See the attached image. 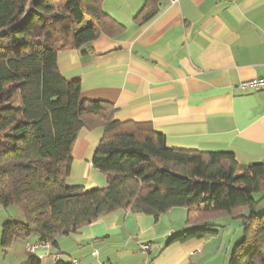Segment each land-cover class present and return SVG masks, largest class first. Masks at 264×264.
<instances>
[{
	"label": "trees",
	"instance_id": "obj_1",
	"mask_svg": "<svg viewBox=\"0 0 264 264\" xmlns=\"http://www.w3.org/2000/svg\"><path fill=\"white\" fill-rule=\"evenodd\" d=\"M105 1L0 0V205L26 217L4 222L3 252L31 236L56 245L115 210L158 218L184 207L190 227L178 240L217 236V218L239 219L229 264H264V160L171 148L148 122L119 121L112 102L84 99L81 83L61 72V50L124 29ZM163 1L145 0L135 21L153 18ZM97 126L104 134L92 164L107 185L85 189L68 181L72 151L79 132ZM21 264L43 259L34 253ZM55 264L74 263L59 256Z\"/></svg>",
	"mask_w": 264,
	"mask_h": 264
},
{
	"label": "crops",
	"instance_id": "obj_2",
	"mask_svg": "<svg viewBox=\"0 0 264 264\" xmlns=\"http://www.w3.org/2000/svg\"><path fill=\"white\" fill-rule=\"evenodd\" d=\"M144 2L106 0L104 10L124 29L61 50V72L81 83L84 99L112 102L119 121L148 122L171 148L230 151L245 165L263 161L264 87L240 84L264 76V0H164L153 18L138 24ZM103 134L101 126L79 132L71 184L107 185L92 164ZM188 214L184 207L158 218L115 210L35 254L43 264H55V255L84 264H215L214 236L175 237L190 227ZM36 242L34 236L14 241V264L26 261L27 243Z\"/></svg>",
	"mask_w": 264,
	"mask_h": 264
},
{
	"label": "rangeland",
	"instance_id": "obj_3",
	"mask_svg": "<svg viewBox=\"0 0 264 264\" xmlns=\"http://www.w3.org/2000/svg\"><path fill=\"white\" fill-rule=\"evenodd\" d=\"M69 181V180H68ZM71 184V182L69 181ZM264 209V200L259 205V211ZM24 211L17 205H11L6 208L0 205V264H14L13 251L4 253L2 250V235L4 222L11 219H26ZM218 222L224 225L220 230L219 235L214 236L216 246L215 264H229L231 250L236 241L243 235L241 220L231 219L229 217L217 218ZM20 260V259H19Z\"/></svg>",
	"mask_w": 264,
	"mask_h": 264
},
{
	"label": "built area",
	"instance_id": "obj_4",
	"mask_svg": "<svg viewBox=\"0 0 264 264\" xmlns=\"http://www.w3.org/2000/svg\"><path fill=\"white\" fill-rule=\"evenodd\" d=\"M174 2H176L177 0H173ZM241 88H262L264 87V76H258L256 78H251L248 80H244V82H242L240 84ZM141 249H143V251H148L149 250V245L147 243H141ZM27 250L30 252V254H34L37 253V251L41 250V249H49L51 248V242H41L38 241L36 243H27L26 245ZM96 252H94V254H96ZM59 259V255H55L54 256V260H58ZM72 261L74 264H84L83 261L79 258H72ZM97 264H111L109 262H100ZM143 264H148L147 261H144Z\"/></svg>",
	"mask_w": 264,
	"mask_h": 264
}]
</instances>
